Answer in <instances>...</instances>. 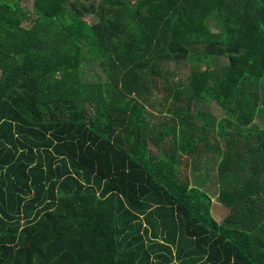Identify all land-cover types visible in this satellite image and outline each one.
<instances>
[{"label": "trees", "instance_id": "trees-1", "mask_svg": "<svg viewBox=\"0 0 264 264\" xmlns=\"http://www.w3.org/2000/svg\"><path fill=\"white\" fill-rule=\"evenodd\" d=\"M0 264H264V0H0Z\"/></svg>", "mask_w": 264, "mask_h": 264}, {"label": "rangeland", "instance_id": "rangeland-1", "mask_svg": "<svg viewBox=\"0 0 264 264\" xmlns=\"http://www.w3.org/2000/svg\"><path fill=\"white\" fill-rule=\"evenodd\" d=\"M35 1L36 0H22V6L25 7L26 10L32 12ZM88 20L91 21L92 23L97 22V19L95 18H93L92 20L89 18ZM208 111L210 112L208 117V122H214L216 125H219L221 120L216 119V117L217 118L222 117L223 116L222 111L216 105H211ZM214 169L215 167L213 166L210 169H208V172L204 173L203 171L200 180L197 179L198 175L194 173L195 179L193 178L192 181L194 184H196V180H197L200 184L203 185V188L208 189L211 192L210 195L212 197L213 204L216 205L219 204L218 202L219 191L216 185L218 178H217L216 170ZM225 210L227 209L225 208Z\"/></svg>", "mask_w": 264, "mask_h": 264}]
</instances>
